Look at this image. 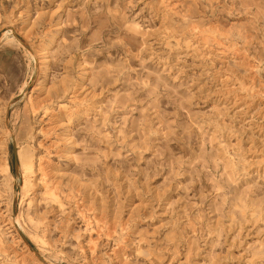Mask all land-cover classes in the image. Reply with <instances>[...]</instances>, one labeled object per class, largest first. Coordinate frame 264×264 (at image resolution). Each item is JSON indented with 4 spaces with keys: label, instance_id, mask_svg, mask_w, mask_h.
<instances>
[{
    "label": "rangeland",
    "instance_id": "rangeland-1",
    "mask_svg": "<svg viewBox=\"0 0 264 264\" xmlns=\"http://www.w3.org/2000/svg\"><path fill=\"white\" fill-rule=\"evenodd\" d=\"M262 112L264 0H0V264H264Z\"/></svg>",
    "mask_w": 264,
    "mask_h": 264
},
{
    "label": "bare ground",
    "instance_id": "bare-ground-1",
    "mask_svg": "<svg viewBox=\"0 0 264 264\" xmlns=\"http://www.w3.org/2000/svg\"><path fill=\"white\" fill-rule=\"evenodd\" d=\"M59 8V7H58ZM57 8V9H58ZM165 13V12H164ZM44 14H46V12H44ZM173 13L170 11H166V13L164 14V20L167 22L168 19L173 20L174 16L172 15ZM61 20V19H60ZM180 23V22H179ZM61 23L58 21L57 23L54 24L55 26V31L56 33H58L61 29H62V25H60ZM186 24V23H185ZM169 25V24H168ZM17 30V29H16ZM137 31V30H136ZM21 33V32H20ZM140 33V32H139ZM135 44V43H134ZM47 49V48H46ZM196 50V49H195ZM46 53V52H45ZM44 53V54H45ZM50 54V53H49ZM39 55V54H38ZM42 58H45V56ZM43 61V59H42ZM49 61V60H48ZM40 62V60H39ZM82 62V61H81ZM80 62V63H81ZM44 64V62H42ZM69 63V62H68ZM85 66V65H84ZM47 68V67H46ZM86 69V68H85ZM40 70V69H39ZM43 72V71H42ZM85 73V71H84ZM90 74V73H89ZM85 75V74H83ZM82 75V76H83ZM87 76V75H86ZM85 80V79H84ZM227 85V84H226ZM20 86V85H19ZM64 86V85H63ZM85 86H83L81 83L80 84H76L73 87L70 88V90L68 91H64L59 95V98L62 99H69L71 101H80L81 97L87 93L89 94L91 91H89V88H84ZM26 88V87H25ZM24 89V88H23ZM68 89V88H67ZM22 90V89H21ZM52 90V89H51ZM95 90V89H94ZM227 90V89H226ZM53 93V92H52ZM86 94V95H87ZM96 94V93H95ZM85 95V96H86ZM235 95V94H234ZM92 96V95H91ZM241 96V95H240ZM237 96L235 97L234 101H233V105L229 106L231 102H225L226 108L229 106V108H227L226 112H229V109L232 111H235L236 109H238L237 104L240 103V101H243V95L240 97ZM46 99V98H45ZM80 99V100H79ZM225 99V98H224ZM53 101V100H52ZM61 101V100H60ZM102 101V100H101ZM221 101V100H220ZM37 102V101H36ZM94 102V101H93ZM249 103V102H247ZM45 104V103H44ZM53 104V103H52ZM247 105V104H246ZM252 105V102L249 104V106ZM49 106V105H48ZM61 107H65L63 104H60ZM50 107V106H49ZM96 106H92L90 108V110H96L95 108ZM52 108V107H51ZM86 110V109H85ZM65 111V110H64ZM84 111V110H83ZM87 111V110H86ZM97 111V110H96ZM230 111V112H232ZM40 112V111H39ZM85 112V111H84ZM241 110H237L234 112V114L236 113H240ZM65 114V113H64ZM50 115V120H55V131L56 130H62L61 133H59V137L56 140H53L52 145H56V156L58 158H65L68 162L74 161V154H73V149H74V144L75 141H73L70 138V134L72 131V122L70 121V124L68 125H64L62 123H59L60 120H58V117H61V114H58V116L53 113V111L49 114ZM71 115V114H70ZM81 115V114H80ZM26 116V115H25ZM55 116H57L55 118ZM75 116V115H74ZM262 116V118H264V112H262L260 114V117ZM82 117V116H81ZM55 118V119H54ZM36 120V119H35ZM43 122V121H42ZM75 122V121H74ZM255 122V121H254ZM64 123V122H63ZM51 124V123H50ZM44 125V124H43ZM38 126V125H37ZM53 126V125H52ZM255 127L257 128V134H258V139L259 137L263 138L264 140V123L262 124H256ZM11 132V131H10ZM57 132V131H56ZM27 134V133H26ZM31 136V135H30ZM50 154V153H48ZM54 155V154H53ZM37 160V164L35 165V169L39 174V180H38V184L42 185L44 188L49 189L50 188V183L54 184V183H58L60 182V179L62 176H64L66 173L63 171L64 170V166L58 164V165H51L50 161L44 159L41 155H39L38 157L34 158L32 157V155L30 154V151L27 150L25 152V156H24V160H29L31 162H33L34 160ZM262 161V160H261ZM31 167H33V163L31 164ZM25 178H26V172H25ZM48 178V179H47ZM74 179V178H73ZM27 181V180H26ZM80 183V182H79ZM80 185V184H79ZM84 187V186H83ZM53 191V190H52ZM95 192V189H94ZM52 193V192H51ZM90 193V192H89ZM92 193V191H91ZM53 194V193H52ZM147 206V204H143V207ZM20 225V224H19ZM21 227V226H20ZM32 252V251H31ZM33 254V253H32ZM34 255V254H33ZM40 258V257H39Z\"/></svg>",
    "mask_w": 264,
    "mask_h": 264
},
{
    "label": "water",
    "instance_id": "water-1",
    "mask_svg": "<svg viewBox=\"0 0 264 264\" xmlns=\"http://www.w3.org/2000/svg\"><path fill=\"white\" fill-rule=\"evenodd\" d=\"M14 160H15V173H18V169H19V160H17V154H16V151H15V157H14Z\"/></svg>",
    "mask_w": 264,
    "mask_h": 264
}]
</instances>
